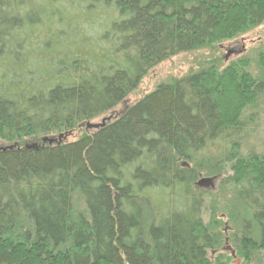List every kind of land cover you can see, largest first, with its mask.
Masks as SVG:
<instances>
[{
    "label": "trees",
    "instance_id": "trees-1",
    "mask_svg": "<svg viewBox=\"0 0 264 264\" xmlns=\"http://www.w3.org/2000/svg\"><path fill=\"white\" fill-rule=\"evenodd\" d=\"M263 23L264 0H0V140L13 147L0 151V264H212L201 175L236 201L238 255L264 253V157L241 153L260 124L242 117L258 99L248 62L160 85L67 142L157 64ZM40 135L56 143L25 148Z\"/></svg>",
    "mask_w": 264,
    "mask_h": 264
},
{
    "label": "rangeland",
    "instance_id": "rangeland-1",
    "mask_svg": "<svg viewBox=\"0 0 264 264\" xmlns=\"http://www.w3.org/2000/svg\"><path fill=\"white\" fill-rule=\"evenodd\" d=\"M244 30V29H243ZM242 30V31H243ZM264 52V23L254 29H248L245 32H241L235 38L231 40H223L215 43L206 49H202L194 52L177 54L151 68L150 71L142 79L138 88L132 92L125 101L120 104L113 112L100 117L97 120L91 121L90 124H100L104 118L117 119L122 115L128 107L141 101L147 95L153 93L160 85L169 84L187 77L190 74H194L200 70L213 68L222 72L225 68L232 64H241V62H248L247 72L257 79L256 90L252 91L258 94L256 107L245 106L242 117L248 116L250 113L259 112L260 124L256 129V135L246 140L247 142L243 146L241 153L246 154L253 151L258 156L264 157V64L261 63L260 55ZM226 81L228 79H225ZM235 85V84H232ZM225 99L229 103H234L236 96L232 92H224ZM224 99V100H225ZM238 99V98H237ZM221 101L224 102L225 101ZM240 102L245 100L240 99ZM226 106H224L225 108ZM252 107V108H251ZM95 130H88L87 124H81L73 131V134L69 135L67 142H75L83 135L91 134ZM56 135H40L35 138L25 139L26 145H41L45 138L53 137ZM12 145V143H6L0 140V146L5 147ZM235 165H227L226 175L230 176L234 174ZM207 178L206 176H200ZM200 180V178H199ZM198 180V181H199ZM206 190V189H205ZM211 190V189H207ZM208 205L210 203L218 204L221 211L217 212L216 217L213 218L211 214V205L207 208V216H205V224L208 225L211 221L218 222V227L214 228L215 231H211L214 236L217 237V244L215 249L208 251V258L212 264H264V253H254L250 260L244 259L242 255H238L239 248L234 246L232 238L235 229V225L231 219L230 211L227 206L236 202L229 193L221 190L219 178H215V186L212 191H209L206 195ZM239 206V204H237ZM230 208V206H229ZM229 216V217H228ZM215 219V220H214ZM234 226V227H233ZM237 227V226H236ZM230 247L236 254V258H232L231 253L226 251Z\"/></svg>",
    "mask_w": 264,
    "mask_h": 264
},
{
    "label": "water",
    "instance_id": "water-1",
    "mask_svg": "<svg viewBox=\"0 0 264 264\" xmlns=\"http://www.w3.org/2000/svg\"><path fill=\"white\" fill-rule=\"evenodd\" d=\"M111 121V118H105L101 121L100 124H90L88 123L87 124V129L88 130H98L100 128H103L107 122H110ZM43 143H49L50 145L56 143V140H53V139H48V138H45L43 140ZM37 145H32V146H28L26 145L25 148L26 149H32V148H36ZM7 149H13V147H0V151H6ZM183 167H188L187 163H184L182 165ZM196 186L198 188H201V189H214V186H215V178H203V177H200V180L196 183ZM226 251H229L231 253V256L232 258H236V254L235 252L230 248L228 247L226 249Z\"/></svg>",
    "mask_w": 264,
    "mask_h": 264
}]
</instances>
